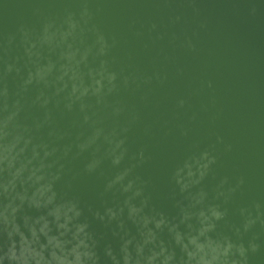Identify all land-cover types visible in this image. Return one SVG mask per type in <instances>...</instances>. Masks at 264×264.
Masks as SVG:
<instances>
[{
  "label": "clouds",
  "instance_id": "9594fccd",
  "mask_svg": "<svg viewBox=\"0 0 264 264\" xmlns=\"http://www.w3.org/2000/svg\"><path fill=\"white\" fill-rule=\"evenodd\" d=\"M74 3L57 14L34 8L36 25L20 23L0 37V264H252L264 257V201L236 207L239 221L231 219L246 181L218 175L215 145L175 165V216L151 205L148 181L137 174L149 157L129 145L140 117L114 99L136 81L116 69V40L95 23L92 0ZM85 156L84 171L103 177L101 195L113 198L103 211L89 209L120 241L103 253L79 199L58 188L69 159Z\"/></svg>",
  "mask_w": 264,
  "mask_h": 264
},
{
  "label": "water",
  "instance_id": "95a60500",
  "mask_svg": "<svg viewBox=\"0 0 264 264\" xmlns=\"http://www.w3.org/2000/svg\"><path fill=\"white\" fill-rule=\"evenodd\" d=\"M70 3L76 6L74 0H0V37L20 23L36 25L34 8L57 14ZM91 7L99 9L95 23L109 42L116 40V69L136 81L114 99L140 117L129 145L149 157L137 174L148 181L151 205L175 216V165L197 147L215 145L218 175L246 181L232 205L238 222L236 207L264 201V0H92ZM85 163L86 156L70 158L58 188L79 199L103 253L120 241L89 209L103 211L113 198L101 195L105 180L87 174ZM252 264H264V257Z\"/></svg>",
  "mask_w": 264,
  "mask_h": 264
}]
</instances>
